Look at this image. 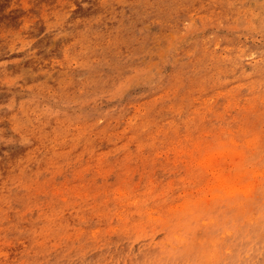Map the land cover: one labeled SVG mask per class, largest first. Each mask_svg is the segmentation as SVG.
<instances>
[{
	"label": "rangeland",
	"instance_id": "1",
	"mask_svg": "<svg viewBox=\"0 0 264 264\" xmlns=\"http://www.w3.org/2000/svg\"><path fill=\"white\" fill-rule=\"evenodd\" d=\"M0 264H264V0H0Z\"/></svg>",
	"mask_w": 264,
	"mask_h": 264
}]
</instances>
